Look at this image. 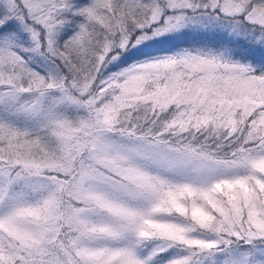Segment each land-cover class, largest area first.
Here are the masks:
<instances>
[{
    "label": "snow or ice",
    "instance_id": "6c2138e0",
    "mask_svg": "<svg viewBox=\"0 0 264 264\" xmlns=\"http://www.w3.org/2000/svg\"><path fill=\"white\" fill-rule=\"evenodd\" d=\"M0 264H264V0H0Z\"/></svg>",
    "mask_w": 264,
    "mask_h": 264
}]
</instances>
